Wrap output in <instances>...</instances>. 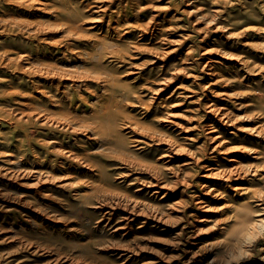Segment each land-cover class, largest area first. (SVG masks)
I'll return each instance as SVG.
<instances>
[{"label": "rangeland", "instance_id": "1", "mask_svg": "<svg viewBox=\"0 0 264 264\" xmlns=\"http://www.w3.org/2000/svg\"><path fill=\"white\" fill-rule=\"evenodd\" d=\"M104 2L106 14L99 7ZM153 15L160 17L152 20ZM49 65L55 68L50 74L63 75L42 73ZM76 75L87 78L82 82L87 88L71 79ZM114 76L131 87L134 101L122 105L128 116L165 139L141 144L127 139L135 167L142 166L134 170L98 153L100 143L93 138L41 123L45 111H89L111 97L102 84ZM170 77L169 86L159 89ZM207 97L230 121L204 125L205 108L198 103ZM170 118L176 123L167 124ZM172 140L178 152L169 155ZM63 146L101 164L103 171L91 180L102 179L173 219L167 230L141 228L138 219L136 236L153 250L129 260L93 245L92 253L103 259L97 264H162L147 261L193 241L198 251L173 264H264V0H0L2 264L11 259L43 264L60 253H81L87 235L66 223L91 227V242L122 237L111 227L122 222L119 210L109 223V208L83 204L59 185L83 176L74 160L52 152ZM37 167L58 179L35 184ZM154 170L161 181L177 186L149 184ZM140 181L147 182L143 189ZM244 214L248 226L241 225ZM183 225L193 237L175 246ZM27 238L42 252L24 248Z\"/></svg>", "mask_w": 264, "mask_h": 264}, {"label": "bare ground", "instance_id": "2", "mask_svg": "<svg viewBox=\"0 0 264 264\" xmlns=\"http://www.w3.org/2000/svg\"><path fill=\"white\" fill-rule=\"evenodd\" d=\"M108 6H109V3H106V2L100 4L99 6L100 11L104 10L102 11V13L106 14L105 12ZM117 15L119 16V14ZM157 16L158 15H153L152 20L153 18L154 19L157 18L158 20L160 16L158 17ZM177 46L178 47L175 48L176 50L181 45H177ZM163 51H165L166 54L170 53V50L167 51V49H164ZM110 52L118 53L119 50L113 49V50H110ZM188 53L189 52L187 51L186 54ZM104 55H105V52H103L100 55V57H103ZM123 57H124L123 55H120V58H123ZM54 69L55 68L53 65H49V66H45L44 70H41V71L42 73L49 75L50 72ZM50 75L62 76L63 73L53 72ZM71 79H74L75 81L78 80L80 83V87H83V86L86 88L88 87V84L82 83L84 79H87L83 75L72 76ZM172 79L173 78L170 77L166 79L167 81H163L162 82L163 84L159 89H165L167 86H169V83H171ZM102 85H103V92L105 93L111 92L113 95L111 97H108L106 100L98 101L97 103L93 105V107L89 111L81 108V110H74L72 112L67 111L65 114L60 113L58 115L54 114L51 111H45L44 113H42L43 121H41V123L44 126L51 127L54 130L70 132V134L71 133L84 134L87 137H91L100 143L99 147H100L101 152H98V153H100L101 155L115 157L122 162L128 163L129 166L131 165L130 170L141 168L142 166L135 167L136 162L133 158L130 157L131 156L130 152L132 150L129 147V142L135 141L137 142V144L138 143L141 144V143H148L150 140V142L159 143L160 141L165 140V139L162 138L161 136L158 137L154 132L151 131V129L145 130V128H142L141 125L143 124H140L139 123L140 121L137 119L134 120L133 117L130 118L128 114L125 112V109L122 108L123 104H132V102L134 101V99H132L129 94L131 92L130 91L131 87L129 83L124 82L120 80L118 77L114 76L113 78L107 77L106 79H104ZM179 86L175 87L174 90L178 92L177 88ZM84 98L85 96H83V99ZM205 99L206 100L199 101L198 103L200 106H203L205 108L204 110H205L206 119L204 118L203 120L205 121V123L202 122L204 123V125H206L207 122H209L210 120H215V119L219 120L221 123L230 121V118L227 116V113L224 110L222 111L221 108L217 107L216 104L212 103L211 99H209L208 97ZM144 107L145 108L147 107L148 109V106L145 105ZM170 114L172 115L173 111H171ZM37 120H38V117H37ZM167 120H169L167 124L173 125L174 123H176L175 120L172 118L167 119ZM210 126H213V125H210ZM211 129L212 128H209L208 130H211ZM127 133L131 134L130 138L126 136ZM207 135L210 138L214 136L212 134H207ZM127 139H130L131 141H127ZM218 143L215 144L214 147L219 145ZM168 144H169V148H168L169 155L171 154L173 155L178 152V150L174 146V141L173 142L168 141ZM52 152H55L65 157L68 160L69 159L74 160L77 164L75 168L81 169L82 175H83V176H77V179H78L77 181H75V178H76L75 176H70L68 179L69 181L66 179V181L64 182H59V185L64 186L65 188H69L70 190H73L74 195H77L79 199L82 200L83 204L84 203H94L100 207L106 206L107 208H109L105 212V213H110V215H108L109 223L112 222V217L116 215L117 210H119L121 215H118V216L122 220V222L118 224L116 223L112 224L111 227H112V231L116 234L121 231L120 233L122 237L121 238H118V237L110 238L108 241L106 240L96 241L95 240L94 242H91L90 239L93 237V232H91V227L89 226L83 227V225H81L80 227L76 228L72 224L66 223L67 227L73 230L84 232V234L86 233L87 237L82 242V247H83L84 252L82 251L81 253H78L76 255L68 254L66 256H63L60 253L58 255H55V257H53L51 260L43 264H57V263H60V264H97V263H100L102 258L92 253V246L95 244L101 245L100 247H103L104 245V247H107L111 249L112 251H115L120 256L125 257L126 260L131 259L132 257L140 254L144 250H151V251L153 250L150 244L142 245L139 242V237L136 236L137 233H135V229H134V225L136 224V221H139L138 219H140V221L142 222V224H140L141 228L148 226V227H156V228L160 227V230H167V227H166L168 225L167 223L173 221V219L169 217H164L163 213H160L159 207L147 205V204L142 205L141 201L138 199H135L131 194H128L122 190H118L112 185L110 187L102 179L97 178V179L91 180L89 178L90 175L91 174L99 175L103 171V167L101 166L99 162H97V160L95 161L90 155L83 154V153H76L74 150L67 149L64 146L59 147V148H54ZM69 167H72V165L69 164ZM84 169H87L88 171H85ZM46 170L47 169H44L42 167H37L33 169V171L35 172L34 176L36 179L35 184L47 183L49 181L54 183L55 180L58 179L57 176H54L53 174L48 173V171ZM154 172H155L154 175L151 174L153 179L149 181L150 182L149 184L154 183V185H156L157 188H166V187L175 188L177 186V184H174L173 182L161 181L160 180L161 174L157 173L156 170H154ZM137 179L140 180L139 177H137ZM140 182L142 184L140 189H143L144 188L143 186L147 182L145 181H140ZM82 185H88L89 188L79 189V187ZM240 186L246 188V186H244L243 184H240ZM200 201L201 199L197 200V202H200ZM197 202L196 204L199 207L203 203V202H200V203H197ZM44 214L46 218H49V217L51 218L52 216V214H49V212H46ZM246 214H244L243 218L241 219L242 226H248L249 218ZM53 220L58 222L60 220V217L53 215ZM132 234L134 236L130 237V235ZM178 235L180 236V239L174 240V242H172L175 246L179 245L178 242H182L181 241L182 239L184 240V242L186 241V243H188L190 242L189 237H193V233H188L184 225L181 227L180 231L178 232ZM23 242H25L24 248L31 249V251L34 254H38L39 252H42L43 250V248H41L40 245L33 244L29 238H27ZM193 243H196V242L193 241V242H190L185 247L177 248L178 251L170 255H165L164 253L157 254V256H155L154 258L150 259L147 262L157 263L158 261L162 260L163 261L162 264H173V260L177 259L176 261H178L181 255L184 254V256H186L190 252H192V255H193L198 251L192 248ZM186 260L187 259H184L183 261H186ZM2 263L3 262L0 260V264ZM8 263L9 264L10 263L20 264V262L16 261L15 259L9 260ZM28 264H31V262H29Z\"/></svg>", "mask_w": 264, "mask_h": 264}]
</instances>
